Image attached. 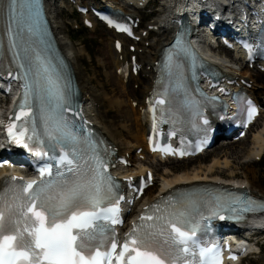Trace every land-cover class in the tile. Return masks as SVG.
Wrapping results in <instances>:
<instances>
[{
  "label": "snow or ice",
  "instance_id": "obj_1",
  "mask_svg": "<svg viewBox=\"0 0 264 264\" xmlns=\"http://www.w3.org/2000/svg\"><path fill=\"white\" fill-rule=\"evenodd\" d=\"M0 8L7 14L9 46L25 70L24 100L16 120L29 118L24 121L29 126L22 125L19 132L9 124L8 135L36 156L47 155L45 146L49 151L58 146L66 169H57L55 178L39 183L11 177L12 183L0 191V264H113V260L117 264H223L222 249L214 243L200 244L197 231H207L213 217L225 219L224 213H235L230 218L239 219L241 211L264 208V203L231 192L181 193L170 202L172 210H164L166 215L156 204L151 210L158 215L141 216L129 234L131 246L125 241L117 253L118 244L112 242L110 252L100 250L108 225L98 221L120 223L118 201L123 197L105 171L108 165L97 141L91 133L83 135L65 114L72 94L70 77L46 57L32 55L31 38L39 36L43 42L46 35L41 0H0ZM187 51L181 48L180 53L169 55L165 68L170 83L176 77L173 90L184 93V107L192 117H199L201 103L190 96L180 72L181 54ZM30 96L37 102L35 112L28 106ZM255 113V107L249 109V120ZM40 173L52 177L51 165Z\"/></svg>",
  "mask_w": 264,
  "mask_h": 264
},
{
  "label": "bare ground",
  "instance_id": "obj_2",
  "mask_svg": "<svg viewBox=\"0 0 264 264\" xmlns=\"http://www.w3.org/2000/svg\"><path fill=\"white\" fill-rule=\"evenodd\" d=\"M232 2V0H230ZM235 1V0H233ZM173 0H167L166 5L167 6H171L173 5ZM166 6V7H167ZM49 16L50 19L52 21L53 24V29L57 38V41L59 43V45L62 48V51L65 53V55L68 57V59L70 60V62L72 63L75 73L78 77L79 80V86L80 89L82 91L83 94H85L86 96H88V108H89V112H90V116L93 118H95V120L99 123L100 127L102 128L103 133L111 140L113 141L115 144L118 145V147L120 148V150L124 151H130L132 149H138V147L142 146L145 142V134L146 132L142 129L141 126V121H142V117L140 115V112L138 113V111H135L134 108L133 112L135 114V123H133V125L131 126V129L127 130V131H122L121 130H117V128L113 127V123H109L106 124L104 122H102V119H104V111H102L101 108H99L100 105L102 104V100L104 101L106 96H102L99 94L98 91H96L95 86L93 87V80H95L94 78H89L87 74H84V70L82 69V67L79 64V61L82 60V52L80 49H77L75 44L72 41L71 36L66 35L65 31H64V25L59 22L58 17H57V10L55 8V5L50 6V12H49ZM162 20L160 19L159 21L155 22V25H158L159 23H161ZM172 41V33H169L167 31H162L159 33L158 35V39L155 42V44H153L151 51L154 52V56H152L151 58V62L149 63L150 66H153V62L156 61V59L158 58L162 48L166 45H169V43ZM113 44L114 41L112 43V51L113 50ZM113 61H114V66H115V70L116 73L118 71V69L120 68L121 65V55H116V53H113ZM128 55V53H126ZM124 57H126L125 55H123ZM223 59V58H221ZM224 60V59H223ZM115 80V85L119 86L121 85L125 90V85L123 84L122 80L118 79L116 76L114 77ZM112 82V81H111ZM149 83H145V85H148ZM128 91V89H127ZM126 91V92H127ZM134 101H139L134 100ZM132 101V102H134ZM131 102V101H130ZM131 102V105H132ZM105 105V106H104ZM104 108H106V103L104 104ZM122 107L124 106V104H120ZM125 107V106H124ZM123 107V108H124ZM103 108V109H104ZM122 108V109H123ZM120 109V108H119ZM121 110V109H120ZM131 112L129 110L128 112L124 113V117L126 122H132V116ZM107 114V113H106ZM123 114V113H122ZM122 116V117H123ZM256 137L258 143L253 145L251 150L249 151L248 156L246 157L245 163H247V165H252L254 164L253 159L256 158L257 156H260L261 154H263L264 152V126L263 128H261V130H258L256 132ZM125 136H127L131 141L127 142V140L125 141ZM243 142H239L238 144H235L234 146H231L230 149H235L231 155H238V153H240L241 151L239 150V152L236 151V148H240V145H242ZM242 150V148H241ZM213 152V151H211ZM208 154H206L204 157H206ZM231 155H229L228 153H226L225 155H223V158H218V156L216 157V159L214 160V162L207 167L206 170H198V171H193V172H188V173H184V174H180V175H175L173 172H164L163 176H162V185H166L169 186L171 185L172 187L174 186H179L182 184H193V183H203V182H211V181H216V180H223L225 182H230V181H239L241 183V185H246L250 191L253 192L254 195H257L259 197L264 198V190L260 189L257 181H256V173H250V175L254 178H252L249 174H245V177L243 180H239L238 175L234 174L231 171V164L232 161L230 160L231 158L234 157H230ZM239 156V155H238ZM201 159L203 157H200ZM200 158L196 159L199 160ZM195 160V161H196ZM193 160H190L188 162H192ZM174 164H180V162H172ZM170 163V164H172ZM181 163H186V162H181ZM238 163V162H237ZM165 165H169V164H165ZM163 164L159 163V165L156 168V172L158 175V172L163 171ZM176 169V170H175ZM173 169L174 172L178 171L177 168ZM227 170V171H231V178H226L227 176L225 175V173H222L221 170ZM128 172H133V170H129ZM248 173V172H247ZM244 175V174H243ZM154 190H150L148 192V198L145 199L144 201V205H147L149 203H152L154 201H156V199L165 193V189H162L159 191L158 195H153Z\"/></svg>",
  "mask_w": 264,
  "mask_h": 264
},
{
  "label": "rangeland",
  "instance_id": "obj_3",
  "mask_svg": "<svg viewBox=\"0 0 264 264\" xmlns=\"http://www.w3.org/2000/svg\"><path fill=\"white\" fill-rule=\"evenodd\" d=\"M163 0H154L156 3L155 6L157 9L153 10H160L161 4ZM149 12H146V21H151L153 17L148 16ZM59 14V13H58ZM57 14L58 21L61 22L64 25V31L66 35H70L72 38L73 43L75 44L77 49H80L82 52V60L79 61L80 66L84 70V74H87L89 78H94L92 86L96 88V91L99 92L100 95L106 96L105 100L103 101V105L107 103V100L112 98V102L116 104L118 101L120 102L118 104V108L120 109H112L115 113L114 115H110V113L104 108V115L107 117L108 121L113 123V127L117 128V130L127 131L131 129V126L133 123H135V114L133 112V109L131 108V105L129 103V98L137 97L138 94H136V91H134V87L130 88V95L127 96V90H125L121 85L116 86L115 80H114V68H113V60L111 58V42L109 40V35L104 32L103 30H99L96 33H88L85 31H80L83 33L78 34L74 31L73 24L75 23V18H73L72 13H61L60 15ZM72 25V26H70ZM157 36L153 39L155 40ZM155 44V43H154ZM151 51V50H150ZM148 55V54H147ZM100 61L102 63H105V67H100L99 63ZM113 61V62H112ZM112 81V82H111ZM256 90L257 93L260 94L261 97H264V76H260L256 80ZM109 95V96H108ZM111 102V104H112ZM124 104V108L120 104ZM110 104V105H111ZM105 106V105H104ZM103 106V107H104ZM108 106V103H107ZM109 107H107L108 109ZM117 108V106H116ZM123 108V109H122ZM110 109V108H109ZM129 110L132 111L131 115L133 121L132 122H126L125 117L123 116L125 112L129 113ZM107 113V114H106ZM123 113V114H122ZM123 116V117H122ZM264 126V119L261 120L258 127L254 130L255 132L262 128ZM127 142L131 141L127 136H125V141ZM242 148V150H241ZM251 140H246V142H243L242 145H240V148H236V151L238 155H231L233 150L227 148L225 150H222L219 146L214 149L213 153L207 156L206 158H200L199 160L192 161V162H186V163H180V164H169L163 166V171L158 172V180L162 183V176L164 172H173L175 175H182L184 173L198 171V170H206L207 167H209L216 157L223 158V155L228 153L231 155L230 160L232 161L231 164V171L238 175L239 180H243L245 177V174L250 173H256V181L260 187V189L264 190V158L263 161L260 163L254 162L252 165H247L245 163L246 157L249 154V151L251 150ZM238 162V163H237ZM177 168L178 171L174 172ZM173 169H175L173 171ZM231 171L227 170H221L222 173H225L227 176L226 178H231ZM248 172V173H247ZM157 174V173H156ZM244 174V175H243ZM251 176V175H250ZM252 177V176H251ZM233 178V177H232ZM254 178V176L252 177ZM244 264H264V252L263 254L256 258L255 260L245 262Z\"/></svg>",
  "mask_w": 264,
  "mask_h": 264
}]
</instances>
